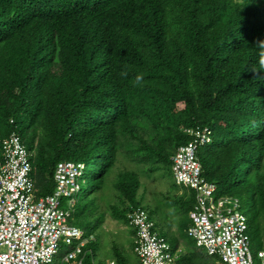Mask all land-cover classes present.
I'll return each instance as SVG.
<instances>
[{
	"label": "trees",
	"instance_id": "trees-1",
	"mask_svg": "<svg viewBox=\"0 0 264 264\" xmlns=\"http://www.w3.org/2000/svg\"><path fill=\"white\" fill-rule=\"evenodd\" d=\"M261 43L264 0H0V157L3 139L18 132L37 198L54 191L58 162L85 163L95 185L86 205L83 191L75 196L72 223L81 227L96 218L91 194L103 190L121 131L152 125L160 143L143 140L140 151L171 170L194 138L185 130L207 127L203 176L217 196L252 201L249 232L255 219L264 233ZM133 178L120 184L129 206L139 205ZM179 202L188 217L194 193ZM128 210L114 217L127 222ZM194 247L179 264H214ZM115 259L127 264L120 250Z\"/></svg>",
	"mask_w": 264,
	"mask_h": 264
},
{
	"label": "built area",
	"instance_id": "built-area-1",
	"mask_svg": "<svg viewBox=\"0 0 264 264\" xmlns=\"http://www.w3.org/2000/svg\"><path fill=\"white\" fill-rule=\"evenodd\" d=\"M194 138L180 146L172 157L177 185L194 192L189 213V237L214 264H255L250 250L249 219L240 211L238 198L216 197L217 186L203 176L199 149L212 142L208 128H189ZM32 153L22 137L13 132L3 139L0 157V264H87L88 246L95 237L72 223L75 196L82 191L78 179L83 162L60 161L53 173L54 191L36 197L32 176ZM63 199H67L64 205ZM127 224L134 234L137 264H179L182 250H173L160 235L150 213L140 205L130 206ZM62 244L68 250L62 251ZM264 250L258 251L264 264ZM95 264V263H94ZM104 264H117L107 260Z\"/></svg>",
	"mask_w": 264,
	"mask_h": 264
},
{
	"label": "rangeland",
	"instance_id": "rangeland-1",
	"mask_svg": "<svg viewBox=\"0 0 264 264\" xmlns=\"http://www.w3.org/2000/svg\"><path fill=\"white\" fill-rule=\"evenodd\" d=\"M133 131L123 133L121 131L119 143L121 144L117 152V160L106 175L104 180V191H96L92 197H96L94 201L96 206V218L86 219L80 227L86 233L95 237L87 248L92 251L87 256L88 264H104L107 260L115 259V250H120L127 258V264H137L138 259L133 251L134 233L133 229L128 226L127 222L120 218H115V213L120 214L124 209L130 206L129 200L120 182L137 180V190L135 200L151 215L156 223L157 232L164 236L173 250L178 248L185 251L189 246L190 251L194 250L195 241L193 238L184 235V230L191 226L190 219L183 213L180 198L187 192L174 183L171 170L163 162H154L148 160L146 153L140 151L144 145L143 140L147 144L157 145L160 143L159 134L154 132V128H138L132 126ZM92 170L86 169L84 174L78 179L82 188V205H86L88 199V191L95 185ZM120 173L121 176L120 177ZM113 184V185H112ZM67 199H63L66 205ZM77 208V207H76ZM240 211L244 213L249 221L255 217L250 203L241 202ZM250 234V250L254 257L255 264H260L257 257L258 251L264 250V233H260L257 223L252 224ZM196 249V248H195ZM68 250L66 244H62V251ZM178 250V249H177ZM204 250L200 251L201 256ZM204 256V255H203Z\"/></svg>",
	"mask_w": 264,
	"mask_h": 264
},
{
	"label": "clouds",
	"instance_id": "clouds-1",
	"mask_svg": "<svg viewBox=\"0 0 264 264\" xmlns=\"http://www.w3.org/2000/svg\"><path fill=\"white\" fill-rule=\"evenodd\" d=\"M261 47L262 48H264V43H261ZM259 65L261 66V67H264V51H261V53H260V59H259ZM254 70V69H253ZM142 79H143V77H142V75H137L136 77H135V81L137 82V83H139L140 81H142ZM12 122V121H11ZM207 128V127H206ZM14 132H16V131H14ZM13 133V132H12ZM18 133V132H17ZM19 134V133H18ZM10 135V134H9ZM20 135V134H19ZM212 138V137H211ZM212 143V142H211ZM210 143V144H211ZM210 144H207V145H210ZM206 146V145H205ZM27 147V146H26ZM202 147H204V146H202ZM176 153V152H175ZM175 155V154H174ZM173 155V156H174ZM172 156V157H173ZM70 161V160H69ZM79 162V161H78ZM202 166V165H201ZM203 169V168H202ZM171 175L173 176V173H172V165H171ZM173 180H174V177H173ZM211 182V181H210ZM174 183L176 184V182H175V180H174ZM177 185V184H176ZM177 186H179V185H177ZM217 186V185H216ZM180 188H182V189H184V190H186L187 192L186 193H191V192H193V191H191V190H189V189H187V188H184V187H181V186H179ZM217 190H218V188H217ZM217 190H216V197H222V196H228V195H222V196H217ZM194 193V192H193ZM229 197H231V196H229ZM234 198H236V197H234ZM239 199V198H238ZM240 200V199H239ZM241 201V200H240ZM242 202V201H241ZM191 211V210H190ZM190 213V212H189ZM189 216V215H188ZM190 219V218H189ZM262 255H264V254H262Z\"/></svg>",
	"mask_w": 264,
	"mask_h": 264
},
{
	"label": "crops",
	"instance_id": "crops-1",
	"mask_svg": "<svg viewBox=\"0 0 264 264\" xmlns=\"http://www.w3.org/2000/svg\"><path fill=\"white\" fill-rule=\"evenodd\" d=\"M122 175H121V173H120V177H121ZM123 177V176H122ZM120 183H122V182H120ZM113 185V184H112ZM105 187H106V185H105V182H104V184H103V187H102V191H104V189H105ZM101 192V191H100Z\"/></svg>",
	"mask_w": 264,
	"mask_h": 264
},
{
	"label": "bare ground",
	"instance_id": "bare-ground-1",
	"mask_svg": "<svg viewBox=\"0 0 264 264\" xmlns=\"http://www.w3.org/2000/svg\"><path fill=\"white\" fill-rule=\"evenodd\" d=\"M171 166V165H170Z\"/></svg>",
	"mask_w": 264,
	"mask_h": 264
}]
</instances>
